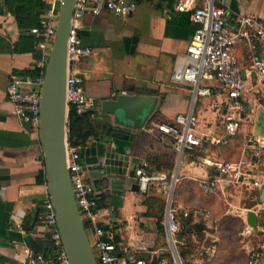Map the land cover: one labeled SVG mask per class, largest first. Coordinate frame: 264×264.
<instances>
[{
  "label": "crops",
  "instance_id": "1",
  "mask_svg": "<svg viewBox=\"0 0 264 264\" xmlns=\"http://www.w3.org/2000/svg\"><path fill=\"white\" fill-rule=\"evenodd\" d=\"M217 4L226 10L229 29L243 17L264 20V0H217ZM175 6L176 0H138L137 9L130 16L116 17L108 11L100 15L88 13L77 30L82 45L92 50L89 56L80 58L77 68L84 76L85 92L98 105L95 116L98 125L108 124L122 130L114 116L102 112L101 104L105 100L121 94L157 99L155 110L142 130H128V140L112 136L103 140L107 150L128 159V174L108 175L93 168L85 172L97 196L107 198V207L98 210V224L108 227L114 240H119L120 254L147 260L167 253L163 224L165 203L162 213L155 207L149 215L146 196L164 202L161 192L133 191L128 180L134 178L138 167L148 166L150 156L158 155L174 162L170 174L177 173L181 179L177 194L185 209L180 217L181 228L182 219L191 218L192 225L204 226L203 233L209 231L217 203L225 205L220 211L237 213L244 223L249 211H254L259 221L264 213L261 187L210 194L199 184L210 173L203 164L204 159L217 155L229 162L248 159L255 167L253 178L264 185V152L257 158L246 148L249 139L264 141V79L254 77L240 115L228 110V95L217 80L202 81L201 86L210 88L211 94L199 97L198 107L194 108L197 134L204 140L203 147L194 153H185L179 159L172 140L157 129L159 123L170 122L178 114L187 112L193 98L192 87L178 79L177 74L187 64L186 51L195 25L189 13L176 12ZM32 29H21L5 0H0V264H27L28 249L54 258L50 236L40 220L47 182L40 181L45 176V164L39 133L16 115L8 97L13 78L31 82L45 73L50 54L42 51L43 41ZM237 53L243 71L250 61L249 49L239 46ZM260 54L264 58V50ZM255 93L259 100L251 97ZM232 115L239 116L240 126L230 145L217 148L206 142L225 134L227 117ZM96 142L91 140L89 146ZM159 214L161 219L157 217ZM160 220L163 228L159 227ZM196 234L179 238L180 244L192 242ZM182 249L186 257L180 255L187 263L189 251ZM209 262L218 264L214 257Z\"/></svg>",
  "mask_w": 264,
  "mask_h": 264
},
{
  "label": "built area",
  "instance_id": "2",
  "mask_svg": "<svg viewBox=\"0 0 264 264\" xmlns=\"http://www.w3.org/2000/svg\"><path fill=\"white\" fill-rule=\"evenodd\" d=\"M45 1L46 8L40 17L39 27L31 32L42 39V51L50 54L62 0ZM137 5L138 0H78L68 46L69 111L73 107L79 114H92L95 117L98 113V105L85 92V79L77 68L80 58L92 53L91 48L84 47L78 37L79 24L88 13L100 15L103 11H108L116 17H127L135 12ZM175 11L189 13L195 25L194 35L186 51L187 64L177 74L178 79L184 80L192 87L193 98L187 112L178 114L170 122L159 123L157 129L172 140L180 159L183 154L194 153L203 147L204 140L197 134V118L194 112L198 98L211 94L210 88L201 86L203 80H217L228 95V110L240 115L244 110V100L251 91V82L255 81L254 75L257 79H264V58L260 54L264 50V20L253 16L243 17L229 29L226 10L217 4V0H176ZM239 46H246L250 53L249 64L243 71L239 67ZM43 80L44 75L31 82L13 78L8 88V97L15 106L16 115L37 133L40 127ZM25 84L31 87L26 88L23 86ZM239 126V116H228L225 134L205 141L217 148L228 146L237 136ZM246 148L253 152V157L260 158L264 152V141L249 139ZM68 152L74 195L83 222L88 225L85 228L97 264H154V259L119 254L113 233L98 224L97 191L85 176L86 170L92 168V165L86 164L85 156L81 154L79 147L68 143ZM203 164L210 169V173L199 184L207 193L215 194L244 187L262 188L263 183L253 178L255 167L248 159L229 162L215 155L205 158ZM134 178L141 193L148 194L151 190H158L164 199L163 224L168 249L167 253L157 257L156 264H187L179 252L180 217L185 212L177 194L181 183L179 175L149 171L146 166H141L135 170ZM45 187L47 195L42 204L40 220L44 231L50 236L54 258L50 259L42 253L28 249L27 264H70L47 183ZM246 264H264V248L251 251Z\"/></svg>",
  "mask_w": 264,
  "mask_h": 264
},
{
  "label": "water",
  "instance_id": "3",
  "mask_svg": "<svg viewBox=\"0 0 264 264\" xmlns=\"http://www.w3.org/2000/svg\"><path fill=\"white\" fill-rule=\"evenodd\" d=\"M78 0H62L55 39L50 51L40 100L39 138L44 154L45 177L49 194L54 204L57 225L70 264H97L85 224L73 191L69 167L67 77L69 69L68 46L72 32L74 13ZM256 77V75H254ZM157 99L146 95L121 94L101 104L104 114L114 116L122 131L112 132V137L128 140V130H142L152 116ZM85 162L93 169L108 175L128 174V159L112 150H107L103 141L88 146ZM128 184L138 191L136 179ZM260 201L264 204V185ZM247 223L258 228L259 219L254 211L247 214Z\"/></svg>",
  "mask_w": 264,
  "mask_h": 264
},
{
  "label": "trees",
  "instance_id": "4",
  "mask_svg": "<svg viewBox=\"0 0 264 264\" xmlns=\"http://www.w3.org/2000/svg\"><path fill=\"white\" fill-rule=\"evenodd\" d=\"M5 4L8 11L18 22L19 27L26 30L39 27L40 16L46 8L45 0H5ZM115 131L120 130H115L108 124H105L104 126L98 125L96 118L92 114H79L77 109L73 107L70 110L68 120V143L73 147H79L83 156L91 140H95L97 142L103 141L106 137L112 136V132ZM148 163L147 169L149 171L170 174L174 169V162L172 160L165 159L164 157L158 155L150 156L148 158ZM40 181L43 183L46 182L44 174L42 175ZM96 199L98 201L99 209L107 207V198L105 196H97ZM145 204L149 208V215L155 207H159L161 213L164 210V202L158 198L146 196ZM157 217L161 219L160 214ZM85 227H88L87 223L85 224ZM159 227L163 228L161 226V220ZM104 228L109 230L108 227ZM203 230L204 226L192 225L191 218H185L182 219V228L179 238L182 239L185 236H191L195 232L201 233ZM114 243L118 246V251H120V247L118 245L119 240L117 238L116 241L114 240ZM180 254L183 257H186V252H184L183 249ZM120 255L124 256L123 254ZM156 263L157 259H154V264Z\"/></svg>",
  "mask_w": 264,
  "mask_h": 264
},
{
  "label": "rangeland",
  "instance_id": "5",
  "mask_svg": "<svg viewBox=\"0 0 264 264\" xmlns=\"http://www.w3.org/2000/svg\"><path fill=\"white\" fill-rule=\"evenodd\" d=\"M251 97L259 100L256 93ZM197 107L198 101L194 108ZM220 207L223 210L225 205L217 203L209 231L197 232L192 242L183 241L184 245L179 244L180 251L181 247L189 251V256L185 259L187 263L198 261L201 264H210L209 260L214 257L218 264H246L251 251L264 247V213L260 215V228L252 229L237 213L220 211Z\"/></svg>",
  "mask_w": 264,
  "mask_h": 264
}]
</instances>
